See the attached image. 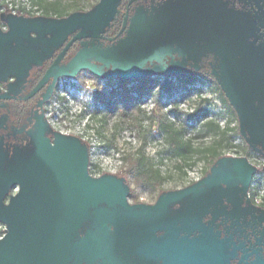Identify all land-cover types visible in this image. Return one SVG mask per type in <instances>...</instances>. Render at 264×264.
Instances as JSON below:
<instances>
[{"label": "flooded vegetation", "instance_id": "obj_1", "mask_svg": "<svg viewBox=\"0 0 264 264\" xmlns=\"http://www.w3.org/2000/svg\"><path fill=\"white\" fill-rule=\"evenodd\" d=\"M85 26L48 49H2L0 173L23 174L39 190L47 215L44 264H264V212L252 199L258 171L247 192L232 171L201 177L165 212L167 204L156 206L170 191L141 200L126 176L93 165L88 143L57 130L48 112L67 84L61 81L81 73L116 82L111 93L122 113L137 101L134 94H153L154 84L162 89L165 80L198 77L235 113L234 127L253 157L264 160V0H116L107 28L94 35ZM94 92L100 100L96 84ZM102 101L114 112L117 101ZM62 143L74 149L92 189L60 183L55 148ZM61 164L73 166L66 156ZM20 190L12 183L3 204ZM239 207L247 212L223 214Z\"/></svg>", "mask_w": 264, "mask_h": 264}, {"label": "rangeland", "instance_id": "obj_2", "mask_svg": "<svg viewBox=\"0 0 264 264\" xmlns=\"http://www.w3.org/2000/svg\"><path fill=\"white\" fill-rule=\"evenodd\" d=\"M12 1L14 2L10 6L8 2ZM45 1L46 3L61 2V7L67 8L69 13H71V17L77 15V13H72L77 7L84 12H90L100 2V0ZM21 2L23 1L2 0L0 4L9 5L7 9L13 11L21 8ZM29 2L32 3L31 0ZM74 4H78V6H71ZM32 7V12L28 16L23 15L10 19L11 31L31 35L38 39L52 37L56 24L60 19L47 18L41 20L29 17H38L43 13L40 6L32 3ZM1 33L3 32L0 24V35ZM85 43H89V41ZM15 44L30 48L40 47L42 49H48L51 46L28 42L22 38H15L7 43V45ZM171 83L173 87L170 92L164 88L161 89L158 84H154L152 85V88L155 89L153 94H134L137 101L134 102L126 112L127 115L124 116L120 110L121 108H119L121 104L118 101L119 95H112L111 93L112 88H117V83L110 85L104 79L95 80L86 73H81L74 80L67 81V84L64 85L65 87L62 88V92L53 99L52 105L48 109L50 113L49 119L52 126L57 130L74 133L88 143L92 164L100 171L126 176L141 200L154 202L160 193L180 190L197 181L203 176V172L208 167V161L206 160L190 166V164L186 165L179 159L170 158L171 154L167 149L164 136L157 131L158 123L167 121L172 123L175 128H179L186 123L189 125V130L185 138L193 137L200 130L201 123L188 120V117L202 105L201 101L204 99H207L208 103L202 105V107L210 111L209 118L216 119L219 122L227 121L229 118L224 107L219 102L217 92L208 84L199 81L194 85L183 86L177 79H172ZM95 84L99 89V93L103 94V96L98 97L100 100H96V96H94ZM156 87L159 88L156 89ZM59 97H62L64 102H60ZM111 98L117 102L114 112L109 113L102 99ZM157 105H159V108ZM173 110H176L177 114L176 112L172 113ZM231 123L233 125V122ZM229 135L232 137L231 142L234 146L248 149L246 144L240 139L239 134L230 133ZM217 139L214 135L195 138L193 146L208 147ZM108 142H111L112 145H108ZM240 151L239 147L234 149L224 148L222 154L224 156L253 158V155L247 156L244 153H242L243 155H238ZM139 156H144L147 163L160 171L161 176L164 177L160 186H157L155 190L137 187L134 176L126 173L129 166L124 158ZM215 185L217 184L215 183L213 186ZM4 187L6 189L8 185ZM4 193L5 190H1L0 204L3 202ZM168 193L169 195L171 194L170 192ZM179 201H183V199ZM169 210L170 205L167 204L164 211L167 212ZM223 212V214L235 218L245 214L247 210L239 207L231 212ZM0 230H5V227L2 226Z\"/></svg>", "mask_w": 264, "mask_h": 264}, {"label": "water", "instance_id": "obj_3", "mask_svg": "<svg viewBox=\"0 0 264 264\" xmlns=\"http://www.w3.org/2000/svg\"><path fill=\"white\" fill-rule=\"evenodd\" d=\"M115 6L116 0H100L90 12L60 19L55 29L57 34L50 39H38L20 32H12L11 29L7 32L2 30L3 33L0 35V61L3 55V47L8 46L7 43L15 38H22L32 43L55 45L63 40V35L66 32L73 33L80 25H86L84 30L87 33L94 35L100 33L108 27L113 19ZM15 17L20 16L3 14L1 18L2 22L10 28L9 21ZM74 76V74H70V78ZM249 142L253 145L252 139L249 138ZM55 151L61 154L58 157L59 166L63 169V173L59 176L60 183L72 189H92L93 186L90 179L86 176L82 165L74 156V149L62 143L57 145ZM65 156L73 165L71 170L61 164V159ZM229 161L233 162V164L229 165L223 174L229 173L228 171L236 173L246 185L247 192L257 168L246 158H231ZM74 174L76 177H73ZM12 183L19 184L21 190L16 197L12 198L9 206H5L3 202L0 204V222L6 227L5 235L0 238V264H44L43 252L46 243L42 232L47 227V215L39 196V190L23 174L7 176L4 173H0V192L5 190L3 201L10 191ZM203 183H206V181L199 182L197 186ZM5 185H8L6 189ZM190 191L170 192V195L166 193L165 199L159 201L156 207L161 208L171 201L181 199ZM109 195L113 194L109 193ZM194 198L201 200L199 195L194 196ZM211 237L215 239L216 236L212 235Z\"/></svg>", "mask_w": 264, "mask_h": 264}, {"label": "trees", "instance_id": "obj_4", "mask_svg": "<svg viewBox=\"0 0 264 264\" xmlns=\"http://www.w3.org/2000/svg\"><path fill=\"white\" fill-rule=\"evenodd\" d=\"M32 3L38 5L42 8V15L38 17H33L35 19H47V18H58L64 19L71 15L67 8L61 7V2L54 1L52 3H46L45 0H31ZM71 6H78V4H74ZM2 5L0 4V9ZM95 7H93L94 9ZM72 13L83 14L87 13L84 12L81 8H76ZM28 16V15H26ZM2 27V26H1ZM183 86H190L194 85L195 83L200 81V78L193 77L187 79L179 80ZM172 80H165L163 88L166 91L172 90ZM204 82V81H202ZM217 90H219L217 88ZM223 104L226 106L227 101L223 94L220 96ZM202 105L208 103L207 99L201 101ZM200 105L198 109H196L189 117L188 120L192 121H199L200 130L191 138L186 139V135L189 130L188 124H183L179 128H175L172 123L159 122L157 125V131L164 136V140L167 145V149L170 152V158H176L184 162V164H190L193 166L197 164V162L206 160L208 161V167L203 172V178L210 177L214 175L220 170H226L229 166L228 161L231 160L232 157L224 156L222 154V150L224 148L234 149L238 148L241 150L238 152V155H243L242 153L246 154L247 156L254 155L253 152L249 151L246 147L242 149L240 146H234L231 142L230 133L239 134V130L236 127H232L231 122H235V113L231 109H226V114L228 115V120L223 128L220 126L219 121L216 119L209 118L210 111H208L205 107ZM159 108V105H157ZM177 114L176 110H173L172 113ZM111 113V112H110ZM124 116L127 115L125 112L122 113ZM207 135H214L218 139L214 141V143L208 147H194L193 140L195 138H203ZM108 145H112L111 142H108ZM241 148V149H240ZM195 157V159H194ZM226 159V160H225ZM228 159V160H227ZM124 160L128 163V170L126 171L127 174L133 175L135 178V184L139 188L145 189H153L157 186H160L164 177L161 176L160 171L154 169L151 164H148L144 156L139 157H125ZM258 174V173H257ZM261 177H255L256 183L258 187L263 186L264 188V179H263V172L261 173ZM166 178V177H165ZM196 182V181H195ZM193 182V183H195ZM192 183V184H193ZM180 190L170 191V192H178ZM259 194V188H256L254 192H252V199L254 201L255 196ZM260 212H264V194L262 195V202L259 205ZM0 225L5 226L4 224L0 223ZM3 235V231L0 230V237Z\"/></svg>", "mask_w": 264, "mask_h": 264}, {"label": "built area", "instance_id": "obj_5", "mask_svg": "<svg viewBox=\"0 0 264 264\" xmlns=\"http://www.w3.org/2000/svg\"><path fill=\"white\" fill-rule=\"evenodd\" d=\"M22 1L23 2H21V8H19L17 10H13V11H9L7 9V7L9 5L11 6L14 1L8 2L9 3L8 6L7 5L6 6L2 5V7L0 9V23H1V26L4 29H5L6 25L2 22V18L1 17H2L3 14L13 15V16H23V15H28V14H30L32 12V8H33L32 7V3L29 2V0H22ZM0 2H2V0H0ZM69 80H74V79L73 78H71V79H64V81H61V87L63 86V84H65V82H67ZM226 122L227 121H222V122H219V123L224 128ZM232 126L234 127V124ZM251 162L257 168V171H258V175L257 176L258 177H261L262 176L261 173L263 172V169H264V160L263 159H259L257 156H254L251 159ZM255 185L258 186L257 183H255ZM258 188H259V194L257 196H255L254 202L260 204L262 202V195L264 194V188H263V186H260ZM2 226L3 225H0V228H2ZM1 231H3V235L0 238H2L5 235V233H6V227H5V230H1Z\"/></svg>", "mask_w": 264, "mask_h": 264}]
</instances>
